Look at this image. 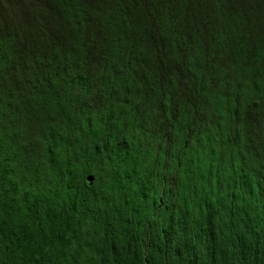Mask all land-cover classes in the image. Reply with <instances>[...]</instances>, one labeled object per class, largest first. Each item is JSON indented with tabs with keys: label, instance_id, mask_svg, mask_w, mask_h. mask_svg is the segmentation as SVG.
Masks as SVG:
<instances>
[{
	"label": "trees",
	"instance_id": "trees-1",
	"mask_svg": "<svg viewBox=\"0 0 264 264\" xmlns=\"http://www.w3.org/2000/svg\"><path fill=\"white\" fill-rule=\"evenodd\" d=\"M0 264H264V0H0Z\"/></svg>",
	"mask_w": 264,
	"mask_h": 264
}]
</instances>
